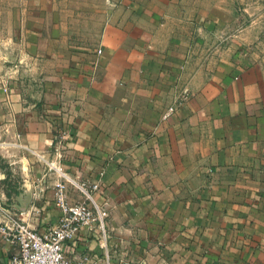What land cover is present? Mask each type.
I'll return each instance as SVG.
<instances>
[{"label":"crops","instance_id":"obj_1","mask_svg":"<svg viewBox=\"0 0 264 264\" xmlns=\"http://www.w3.org/2000/svg\"><path fill=\"white\" fill-rule=\"evenodd\" d=\"M263 2L0 0V222L97 183L106 255L95 224L74 261L264 264Z\"/></svg>","mask_w":264,"mask_h":264},{"label":"built area","instance_id":"obj_2","mask_svg":"<svg viewBox=\"0 0 264 264\" xmlns=\"http://www.w3.org/2000/svg\"><path fill=\"white\" fill-rule=\"evenodd\" d=\"M180 103L175 100L168 105L161 119H166ZM59 175L64 177L62 173ZM70 183L83 198L80 201H69L64 182H57L52 189V200L58 217L56 223L47 230L37 232L30 229L21 211L6 214V219L0 222V240L10 245L13 251L5 264H93L86 257L75 261L70 259L63 252L62 244L70 241L80 230L89 229L95 224L99 230L98 245L106 253L107 235L102 213L91 198V193L98 187L97 183Z\"/></svg>","mask_w":264,"mask_h":264},{"label":"rangeland","instance_id":"obj_3","mask_svg":"<svg viewBox=\"0 0 264 264\" xmlns=\"http://www.w3.org/2000/svg\"><path fill=\"white\" fill-rule=\"evenodd\" d=\"M12 7L13 6H8L7 5L4 8H5L6 12H8L9 10H11ZM4 184H5V189H7L6 190L7 194L15 193L16 192V188L19 185L18 178L16 176L13 177V176L10 175L9 172H6L5 173Z\"/></svg>","mask_w":264,"mask_h":264}]
</instances>
